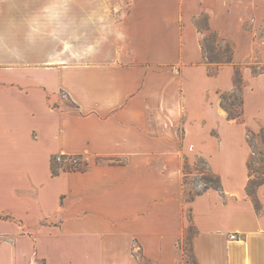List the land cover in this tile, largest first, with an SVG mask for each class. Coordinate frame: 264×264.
<instances>
[{
  "label": "crops",
  "instance_id": "crops-1",
  "mask_svg": "<svg viewBox=\"0 0 264 264\" xmlns=\"http://www.w3.org/2000/svg\"><path fill=\"white\" fill-rule=\"evenodd\" d=\"M117 9L80 2L38 31L0 8V264H264V183L247 192L264 0ZM209 34L231 63L209 62ZM60 155L88 167L52 175ZM198 160L221 187L188 198Z\"/></svg>",
  "mask_w": 264,
  "mask_h": 264
},
{
  "label": "rangeland",
  "instance_id": "rangeland-1",
  "mask_svg": "<svg viewBox=\"0 0 264 264\" xmlns=\"http://www.w3.org/2000/svg\"><path fill=\"white\" fill-rule=\"evenodd\" d=\"M80 2H85L86 7L90 8L101 6L118 7L116 11H113L118 17L123 14L128 4V0H0V8H8L9 12H12L14 15H16L15 12L22 11L21 14H23V17L33 20L36 23L33 24V26H36L38 31H41L45 30L47 25L57 27V22L66 18L68 9L70 7H77ZM73 3L75 6H70ZM105 3L108 5L106 6ZM32 14H37L38 17ZM207 38V44L210 49L212 51L214 50V55L217 54L218 50L214 48L217 43L214 40V36L209 34ZM262 68H264V66L259 64L256 65L254 69L260 71ZM231 100H234L233 97H231ZM246 134L248 133L246 132ZM255 134L257 135V137L254 138V147L257 153L255 158L257 159V163L261 160L264 162V136L261 135L259 131ZM258 167L257 164L254 165L251 175L252 179H258ZM185 170V172H187V175L184 176L185 189L188 190V198H191L205 188L203 178L208 175L209 172L206 164L202 160H198L194 166H187Z\"/></svg>",
  "mask_w": 264,
  "mask_h": 264
},
{
  "label": "trees",
  "instance_id": "trees-1",
  "mask_svg": "<svg viewBox=\"0 0 264 264\" xmlns=\"http://www.w3.org/2000/svg\"><path fill=\"white\" fill-rule=\"evenodd\" d=\"M214 38H216V35H214ZM207 48V52H208V60L210 63H215L216 65H222L224 63L228 64L231 63V58L230 57H216L214 56L212 50L210 49L209 45H206V41L204 43V48ZM230 49L228 48L226 50V52H228ZM225 52V53H226ZM240 84H241V80L239 77V73L237 72L236 75V79H235V91H234V100H230L227 101L224 99V102L222 103L223 107L225 108V110L227 111L228 114V118L229 120L235 121L238 120L240 118L241 115V99L239 98V91H240ZM238 92V93H237ZM237 93V94H236ZM238 96V97H237ZM261 135L264 136V132H261ZM257 137L256 134L251 133L248 136V143L250 145V147L252 148V156L250 157L249 163H248V169H249V173L250 176L253 173V167L255 164H257L259 167L257 169V171H259L258 174V179H250V181L248 182V186H247V192L248 195L253 196L254 194V188L257 187L258 185L264 183V171H263V166H264V162L261 160L259 161V163H257V159L255 158L256 150L254 147V138ZM65 162H63L62 164H58L55 162V157L52 158L51 160V173L52 175H58L60 173H67V172H84L87 167H88V162L86 160V158L82 155H75V156H65L64 157ZM107 162L109 163H114V160H108ZM203 182L205 185V189L207 188H213L215 190H219L221 187L220 184V180L217 176L213 175L212 173H208V175H206L203 178ZM200 194V192L196 193L195 195Z\"/></svg>",
  "mask_w": 264,
  "mask_h": 264
},
{
  "label": "built area",
  "instance_id": "built-area-1",
  "mask_svg": "<svg viewBox=\"0 0 264 264\" xmlns=\"http://www.w3.org/2000/svg\"><path fill=\"white\" fill-rule=\"evenodd\" d=\"M64 157L65 156H63V155L56 156L55 157V162L58 163V164H62L63 162H65ZM231 239H235V236H231Z\"/></svg>",
  "mask_w": 264,
  "mask_h": 264
}]
</instances>
